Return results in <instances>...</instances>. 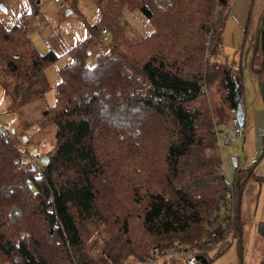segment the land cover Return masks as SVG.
I'll return each instance as SVG.
<instances>
[{
	"label": "trees",
	"instance_id": "obj_1",
	"mask_svg": "<svg viewBox=\"0 0 264 264\" xmlns=\"http://www.w3.org/2000/svg\"><path fill=\"white\" fill-rule=\"evenodd\" d=\"M95 1L99 21L63 54L70 61L59 70L55 102L37 121L40 128L56 127L42 157L46 161L24 163L19 148L0 134V255L17 264H145L156 253L181 246L204 252L195 259L208 264L210 246L227 233L218 213L229 190L220 174L224 163L211 116L226 119L225 108L243 111L239 77L208 62L229 0ZM29 2L23 21L39 13L37 0ZM124 10L144 16L152 31L139 40L124 36ZM250 22L248 17L245 31ZM24 24L7 27L0 21V80L14 78L13 89L25 103L49 90L45 68L63 55L40 53ZM102 29L108 30L105 41ZM108 40V51L88 66L90 48ZM257 52L254 60L264 64V24ZM204 88L219 93L220 112L210 115ZM110 155L117 173L128 179L120 209L100 202L109 189L103 178L114 169ZM250 166L237 169L232 179L235 200ZM252 176L253 171L248 179ZM14 201L24 213L32 208L38 214L44 235H24L17 243L5 235L2 216ZM99 232L104 236L93 257L86 241ZM237 236L235 218L231 238Z\"/></svg>",
	"mask_w": 264,
	"mask_h": 264
},
{
	"label": "rangeland",
	"instance_id": "obj_2",
	"mask_svg": "<svg viewBox=\"0 0 264 264\" xmlns=\"http://www.w3.org/2000/svg\"><path fill=\"white\" fill-rule=\"evenodd\" d=\"M232 1L230 0L231 6ZM234 1L233 12L230 15H225L224 12L221 16V27L216 51L208 59L209 64L219 71L227 70L230 75L239 77L242 88L241 102L243 108V127L245 130L244 137L242 139H233L227 145L221 144L219 148L216 144L217 151L219 149V153L231 179L235 178L237 169L250 166L256 161L262 148L261 139L264 131V101L261 95L260 77L257 73L260 62L256 58L251 64L252 52L250 50L247 52L249 44L248 36L255 30L259 19L253 23V26L252 22H250L247 26L248 29L245 31L243 28L244 23L240 24L236 19V12L241 8L244 0ZM37 6L46 23L42 31H33L38 35L36 46L40 53H45L49 50L44 37L52 29L58 28L67 33L72 41H77L86 37L89 26L97 24L100 18V10L95 0H60L57 3L53 0H40ZM122 20L123 23H121L120 27L122 26L121 29L124 36L129 35L135 40H139L151 32L153 28L150 21L140 13H130L124 10ZM109 46L110 40L96 42L90 48V56L86 61L87 65L93 66L96 55L100 52L108 51ZM69 61V56L63 55L55 63L47 66L44 73L49 90L44 96L31 98L25 103L23 102L24 96L13 89L16 82L14 78L10 77L0 80V129L4 130L6 133L4 136H8L19 148L24 163L29 162L28 155H34L36 152H39L42 156L35 161L37 166H39L42 157L54 141L56 127L49 125L40 128L37 121L43 115L44 110L54 104V86L60 81L59 70ZM204 97L210 115L215 110L217 112L221 111L219 93L215 89H206ZM227 109L225 108L224 110L226 119H217L214 113L211 116L217 124L219 130L218 136L221 141L223 140L224 132L229 127L226 115ZM219 120L223 121L224 124L218 123L217 121ZM228 131L231 133L230 130ZM233 159H236L235 165ZM109 161L114 165V169H108L106 177L103 178V184L105 186L108 184L109 189L103 192L100 202L105 206L110 203L112 207L120 209L117 205L127 201L125 192L128 179L127 176H121L120 173H117L118 163L115 155H110ZM259 176L264 177V157L254 168L253 176L246 180L241 194L239 219L242 230V264H249L252 259L264 257V180H261ZM225 211L226 215H228L227 210L221 205L218 213L220 218L225 215ZM31 212L32 208H28L27 213H24V210L18 206V202L16 201L6 207L5 213L2 216L3 220H5L2 229L5 235H8L15 243L24 235H29L28 239H31L32 236L40 238L41 234L44 235L41 231V222L39 221L38 214ZM52 226L55 227L54 224ZM18 229H23L20 234H18ZM103 236L104 234L99 232L96 235H92L86 241V247L91 256H98L97 253L100 250L99 247ZM52 243H55V241ZM90 244L93 248H90ZM251 255H253V258L250 257ZM206 256L211 260L208 264H238L237 239L231 238L221 252L209 251ZM12 260L14 264H17L13 258ZM11 261L0 255V264H11ZM154 264L186 263L184 257L172 256L158 259ZM196 264L200 263L197 262Z\"/></svg>",
	"mask_w": 264,
	"mask_h": 264
},
{
	"label": "built area",
	"instance_id": "obj_3",
	"mask_svg": "<svg viewBox=\"0 0 264 264\" xmlns=\"http://www.w3.org/2000/svg\"><path fill=\"white\" fill-rule=\"evenodd\" d=\"M53 1L57 3L60 0H53ZM35 22L38 23L39 28L42 27V24L38 22V19H34V18H27L25 21L17 20L15 21L14 25L21 26L22 24L25 23L24 28L25 29L27 28L28 30L33 27V24ZM101 34H102V39L104 41L107 40L108 30L102 29ZM226 115L228 117V121H227L228 126H229L228 130H230L231 133H229V131L226 130L224 132L222 141L218 136L219 135L218 127L216 125H214L213 127V133L217 140L218 147H220L221 144H225V145L229 144L233 139H242L244 137L245 130L239 120L238 108H228L226 110ZM0 134L5 135L6 133L4 130L0 129ZM41 156L42 155L39 152H36L34 155H29V162L32 164H35L36 159H38ZM220 174L222 176L224 184L227 185L229 189L228 193L226 194V204H225V210H227L228 215L225 218V226L222 227L224 230L227 231V233L225 237L221 238L220 241L210 246V249L208 250V252L209 251L217 252L222 247L226 246V244L231 240L232 228H233L234 221H235V210H236V205H235L236 200H235V194H234L235 186L224 165H222L220 169ZM36 176L37 177L40 176L39 170L36 172ZM202 253L204 252L198 251L195 248H190V247L183 248L181 246H178L173 250H166L164 252L156 253L154 257L149 258L145 264H154L155 261L158 259L172 257V256L184 257V261L186 264H196L197 261L195 257Z\"/></svg>",
	"mask_w": 264,
	"mask_h": 264
},
{
	"label": "crops",
	"instance_id": "obj_4",
	"mask_svg": "<svg viewBox=\"0 0 264 264\" xmlns=\"http://www.w3.org/2000/svg\"><path fill=\"white\" fill-rule=\"evenodd\" d=\"M234 4L235 1L233 0L231 6L229 0L228 8L227 11L225 12V15L226 14L230 15V13L233 12ZM3 6L5 7L6 11H2V9H0V21L7 27L13 26L15 21L21 20L20 19L21 17L27 16L31 11V5L29 0H3ZM263 7H264V0H244L241 8L238 9L236 12V19L240 24H242L245 23L249 17L253 26V23L257 21L260 13H262L261 11L263 10ZM40 13L41 12H39L38 15L33 18L38 19V22L42 24V27L39 28L38 23L35 22L33 24V27L26 31L28 39L36 49L38 48L36 46L38 35L33 31L35 30L42 31L46 25L45 20L43 19V16ZM52 30L48 33V35L44 37V40L46 41L50 51H52L58 56H61L76 42V40L72 41L71 37H69L67 33H64L62 30L58 28ZM226 216L227 215L225 211V215L222 218H220V224L222 225V227L225 226L224 218H226ZM250 257L253 258V255H251ZM262 262H264L263 256L258 259H252L249 262V264H261Z\"/></svg>",
	"mask_w": 264,
	"mask_h": 264
},
{
	"label": "water",
	"instance_id": "obj_5",
	"mask_svg": "<svg viewBox=\"0 0 264 264\" xmlns=\"http://www.w3.org/2000/svg\"><path fill=\"white\" fill-rule=\"evenodd\" d=\"M37 3H39V1H37ZM0 9H2V11H6L5 7L0 4ZM264 24V7L262 10V14H261V21L260 24L257 28L256 31V36H255V42L252 48V54H251V64L254 61V58L257 54V50H258V45H259V38H260V34L262 31V27ZM257 73H261L263 75V80L261 81L260 84V89H261V95L262 98L264 100V64L263 61L260 63V67L259 70L257 71ZM238 112H239V120L240 123H243V116H242V112L240 109V106H238ZM264 155V143L262 145L261 151L256 159V161L254 163H252V165L247 169V174L244 178V180L242 181V183L239 185L238 190H237V198H236V211H235V218H236V222H237V230H238V236H237V257H238V264H242L243 263V245H242V230H241V224H240V219H239V207H240V201H241V190H242V186L243 184L246 182V180L248 179L250 173L254 170V168L256 167V165L261 161V159L263 158ZM42 162H45L46 159H42ZM233 163H236V160L233 159Z\"/></svg>",
	"mask_w": 264,
	"mask_h": 264
}]
</instances>
